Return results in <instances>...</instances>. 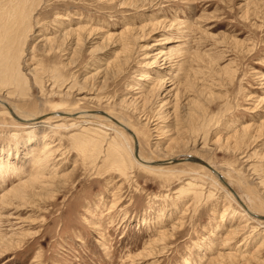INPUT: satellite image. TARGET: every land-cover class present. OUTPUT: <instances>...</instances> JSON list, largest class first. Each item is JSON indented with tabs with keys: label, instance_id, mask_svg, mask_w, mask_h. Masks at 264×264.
Wrapping results in <instances>:
<instances>
[{
	"label": "rangeland",
	"instance_id": "obj_1",
	"mask_svg": "<svg viewBox=\"0 0 264 264\" xmlns=\"http://www.w3.org/2000/svg\"><path fill=\"white\" fill-rule=\"evenodd\" d=\"M4 34L28 81L0 97L42 118L0 106V264H264V220L217 176L192 162L147 172L98 113L128 123L142 158L207 162L264 216V0H0ZM83 127L99 147L74 138ZM36 170L43 183L9 195Z\"/></svg>",
	"mask_w": 264,
	"mask_h": 264
},
{
	"label": "bare ground",
	"instance_id": "obj_2",
	"mask_svg": "<svg viewBox=\"0 0 264 264\" xmlns=\"http://www.w3.org/2000/svg\"><path fill=\"white\" fill-rule=\"evenodd\" d=\"M21 3V2H20ZM16 11V10H15ZM18 12V11H17ZM14 21V20H13ZM131 30V29H130ZM5 31V30H4ZM2 34V33H1ZM9 34V33H8ZM8 34H4L3 35V37L0 39V42H1V44H0V86H2V87H5V88H7L8 89V87H10V88H12V89H10V91H7V94L6 95H8V96H12L13 95V97H14V89L15 88H17V90L16 91H18V94L20 95V96H22L21 95V92H22V90L23 89H19L18 88V86H21V88H24V86L23 85H25L26 83H27V78L25 77V75L24 74H22L21 73V71L19 70V68H18V54L17 53H15V50H14V43L16 42V41H19L20 40V38H19V40H14V39H12V38H14V37H12L11 38V45H9V47L7 46V42H6V35L8 36ZM10 35V34H9ZM1 36V35H0ZM11 36V35H10ZM88 42V41H87ZM17 43V42H16ZM57 43V42H56ZM20 45V44H19ZM16 48V47H15ZM20 49V48H19ZM19 52V51H18ZM2 53V54H1ZM20 56V55H19ZM20 60V59H19ZM119 62V61H118ZM110 63V62H109ZM110 65V64H109ZM96 74V73H95ZM142 78V77H141ZM143 79H145V80H147V77H144ZM163 82H159L158 83V88L160 87H163V86H161L160 84H162ZM101 84V83H100ZM144 86V85H143ZM101 88V87H100ZM152 89V88H151ZM15 94H16V92H15ZM150 95H151V93H150V90L148 91V89H146L145 91H141V93H140V95H138L140 98H141V100H142V108H141V112H143V110H144V108L146 107V104L145 103H147L148 101L147 100H149V98H151L150 97ZM152 95H154V96H156V93H152ZM151 95V96H152ZM158 95V94H157ZM153 96V97H154ZM139 98V99H140ZM105 100V99H104ZM132 100V99H131ZM123 101H125V100H123ZM123 101H121V106H124V103H123ZM130 102V101H129ZM103 103V102H102ZM106 104L107 103H109V102H105ZM0 106H2L3 108H4V113L8 116V117H11V118H13L15 121H20V123L21 124H26V126L27 125H30L32 128L34 127V126H36V125H38L41 121H38V120H40L42 117H34V116H26V115H20V114H18V112L16 111V109H15V107L13 106V105H11L6 99H4V98H2V97H0ZM131 111V110H130ZM135 111V110H134ZM145 111V110H144ZM59 112V111H58ZM62 112V111H61ZM98 113H100V114H103V115H105L106 117H104L107 121H112V123L113 124H115V125H117V126H119V127H121L122 129H124V131H126V133H128L129 135H130V137L132 138V140H133V154H134V157L142 164L141 165V167L144 169V170H146L147 172L148 171H151L152 172V166H167V165H174V164H177V163H183V162H190V161H185L184 160V158L186 157H183V158H174V159H170V160H168V161H153V160H147V159H145V158H142L139 154H138V142H137V140H136V137H135V134L133 133V131L131 130V128L128 126V123L125 121V120H121V119H118V118H114V117H112V116H110V115H107V114H105V113H101V112H98ZM71 115H73V114H68V113H60V117L61 116H66V117H72ZM143 117H144V120H145V124H147V126H152V128L153 129H151V131L153 132V131H156L157 130V123H155L154 124V122L157 120V119H154L153 117H150L149 115H147V114H145L144 112H143V115H142ZM97 116H96V114H94V113H89V112H85V111H81L80 113H79V115H77L76 116V118H84V121L85 122H87V123H89V121H88V119H90V118H96ZM46 119H50L49 117L48 118H45V120ZM86 119V120H85ZM44 121V120H43ZM84 122V123H85ZM83 123V122H82ZM81 123V124H82ZM91 123H93V122H91ZM86 124V123H85ZM111 125V124H110ZM29 126V127H30ZM73 126V125H72ZM103 126H105V125H103ZM79 127H82V125H79ZM253 127V126H252ZM57 128V127H56ZM114 131H116L115 129H114V127H111ZM249 128V127H248ZM86 129H89V128H86V127H83V130L81 131V129H80V133H77V135H75L74 136V138L77 140V139H79L82 143H83V147H87V146H93L94 147V145H98V143L100 142H103V139H102V137H100L99 136V132H98V130L96 129V130H91L92 131V133H94V134H90V133H88L87 132V130ZM105 131V130H104ZM104 131H102V132H104ZM101 132V134H103ZM151 133V132H150ZM96 134H97V136H96ZM155 134V133H154ZM104 135V134H103ZM106 135L107 134H105V137H106ZM94 136H96V137H94ZM153 136V135H152ZM157 136V135H156ZM155 136V137H156ZM98 137H99V139H98ZM104 137V138H105ZM78 141V140H77ZM104 142H105V140H104ZM48 143V142H47ZM81 143V144H82ZM45 144V146L47 145V146H49V144H46V143H44ZM52 144V143H51ZM52 145H54V144H52ZM52 145H51V147H52ZM44 146V145H43ZM100 146V145H99ZM99 146H97V147H99ZM50 147V146H49ZM50 147V148H51ZM135 147L137 148L136 150H135ZM240 147V146H239ZM43 148V147H42ZM111 149H113V151H116V153L119 155V156H122V155H120V145H118V142L116 141V140H114V139H112L111 141H110V145H108V148H107V150H106V158H108V159H112V160H114L113 161V163L115 162V161H118L119 160V162H120V159H119V157H118V155H117V157L116 158H114L113 156H112V150ZM44 150V149H43ZM46 150V149H45ZM129 149L128 148H126V151H125V153L127 152V156L128 155H130V151H128ZM201 150V149H200ZM208 150V149H207ZM51 151V150H50ZM99 152L98 153H101L100 152V150H98ZM40 152V151H39ZM93 153V152H92ZM124 152H122V154H123ZM47 154V153H46ZM94 154V153H93ZM114 155V154H113ZM47 156H49V155H47ZM46 156V157H47ZM41 157H44V156H41ZM41 157H39L41 160H42V158ZM129 157V156H128ZM194 157V156H193ZM38 158V157H37ZM49 158V157H48ZM195 158H197V157H195ZM47 159V158H46ZM180 159V160H179ZM197 159H199V158H197ZM36 160V159H35ZM105 160V159H104ZM201 160V159H200ZM48 161V160H47ZM201 161H203V160H201ZM205 162V161H204ZM139 163V164H140ZM154 163V164H153ZM192 163H196V164H198V165H202L203 167H205V168H207L209 171H211L215 176H217L218 177V179H219V181L234 195V197H235V199L239 202V204L243 207V209H242V214L244 215V213L245 212H247L249 215H251L252 217H255V216H253V212H251L250 211V209H247V207L240 201V199L238 198V196L234 193V191L232 190V188L230 187V185H229V183L217 172V170L216 169H214L210 164H208L207 162V165H209L210 167H208V166H206V165H204V164H202L201 162H192ZM115 164V163H114ZM130 165V164H129ZM44 167H46L45 165H43ZM40 167V166H39ZM43 167V168H44ZM47 167H48V165H47ZM132 167V166H131ZM38 168V167H37ZM42 168V169H43ZM142 169V170H143ZM40 170H41V167H40ZM45 170V169H44ZM153 170H154V168H153ZM34 171V170H33ZM39 171V170H38ZM45 171H43V173H44ZM41 173V172H40ZM39 172H37V170H36V172L30 177V179L29 180H27L24 184H23V186H21L20 188H14V189H12L11 191H10V193H9V195H12V194H14V196L15 195H17V196H21V197H25V196H27V195H29V194H27V193H29L30 191H28V190H30V188H32V185L34 184L33 182H37L38 183V181H40L41 180V178L43 177L41 174H40ZM45 176V175H44ZM43 179V178H42ZM44 179H46V177H44ZM42 181V180H41ZM44 181V180H43ZM43 181L41 182V183H43ZM40 183V182H39ZM34 186V185H33ZM26 193V194H25ZM4 197V196H3ZM19 198V197H18ZM256 219H260V218H257V217H255ZM251 219V218H250ZM260 220H264L263 218H261ZM237 228V227H236ZM235 228V229H236ZM238 229V228H237ZM167 233L165 232V234L164 233H162L161 235H160V237L159 238H165L167 235H166ZM160 239V240H161ZM224 247V246H223ZM219 255V254H218ZM229 255V254H228ZM230 256V255H229ZM228 256V257H229ZM231 258V257H230Z\"/></svg>",
	"mask_w": 264,
	"mask_h": 264
},
{
	"label": "water",
	"instance_id": "obj_3",
	"mask_svg": "<svg viewBox=\"0 0 264 264\" xmlns=\"http://www.w3.org/2000/svg\"><path fill=\"white\" fill-rule=\"evenodd\" d=\"M137 148L135 147V150H136ZM180 160V159H179ZM184 160L185 161H190V162H201L202 164H204V165H206V166H208V167H210L209 165H207V163L206 162H204V161H201L200 159H197V158H195V157H193V156H186L185 158H184ZM154 164V163H153ZM253 216H255V217H257V218H263L264 219V216L263 215H261V214H253Z\"/></svg>",
	"mask_w": 264,
	"mask_h": 264
}]
</instances>
